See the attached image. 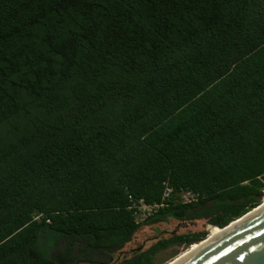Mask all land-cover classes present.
<instances>
[{"label": "trees", "instance_id": "obj_1", "mask_svg": "<svg viewBox=\"0 0 264 264\" xmlns=\"http://www.w3.org/2000/svg\"><path fill=\"white\" fill-rule=\"evenodd\" d=\"M263 192L264 0H0V264H165Z\"/></svg>", "mask_w": 264, "mask_h": 264}, {"label": "water", "instance_id": "obj_2", "mask_svg": "<svg viewBox=\"0 0 264 264\" xmlns=\"http://www.w3.org/2000/svg\"><path fill=\"white\" fill-rule=\"evenodd\" d=\"M220 228L165 264H264V202Z\"/></svg>", "mask_w": 264, "mask_h": 264}, {"label": "rangeland", "instance_id": "obj_3", "mask_svg": "<svg viewBox=\"0 0 264 264\" xmlns=\"http://www.w3.org/2000/svg\"><path fill=\"white\" fill-rule=\"evenodd\" d=\"M261 201L264 202V192L262 193ZM206 226H207V222L203 219L184 221V222H179L175 219H169L168 221L154 223L152 225H144L135 233L132 240L123 247V251L129 252L143 245L149 246L150 244L154 243L155 238L160 236L166 238L172 232L182 233L188 231L206 230ZM215 231L216 230H214L212 234H214ZM187 248L188 247L182 248L178 246L170 247L162 251L158 255L157 259L162 260L164 257L172 254L174 250H179V252L175 256L177 257L178 255H180L181 252H183ZM119 255H121V253H119ZM72 264H88V263L76 259L72 262Z\"/></svg>", "mask_w": 264, "mask_h": 264}, {"label": "built area", "instance_id": "obj_4", "mask_svg": "<svg viewBox=\"0 0 264 264\" xmlns=\"http://www.w3.org/2000/svg\"><path fill=\"white\" fill-rule=\"evenodd\" d=\"M171 193V188L166 187L164 189L162 198L159 203H147L143 198H133L129 196V208L134 211L136 222L141 223L147 219L150 215L157 211L158 208L167 204L168 197ZM197 200V195L191 191L182 192L175 200L176 203H189Z\"/></svg>", "mask_w": 264, "mask_h": 264}, {"label": "bare ground", "instance_id": "obj_5", "mask_svg": "<svg viewBox=\"0 0 264 264\" xmlns=\"http://www.w3.org/2000/svg\"><path fill=\"white\" fill-rule=\"evenodd\" d=\"M220 230H222V229H217V230L214 232V234H215L216 232L220 231ZM212 235H213V234H212ZM212 235H211V236H212ZM211 236H210V237H211ZM208 238H209V237H208ZM208 238H207V239H208ZM205 240H206V239H205ZM205 240H204V241H205ZM193 247H194V246H193ZM186 252H187V251H186ZM183 254H184V253H183ZM180 256H181V255H180ZM180 256H179V257H180ZM177 258H178V257H177ZM177 258H176V259H177ZM176 259H175V260H176ZM173 261H174V260H173ZM171 262H172V261H171ZM171 262H170V263H171ZM168 264H169V263H168Z\"/></svg>", "mask_w": 264, "mask_h": 264}]
</instances>
